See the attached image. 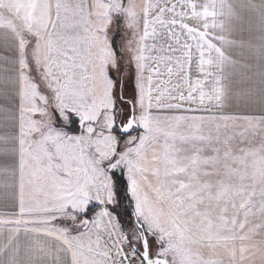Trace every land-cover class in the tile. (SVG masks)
Returning a JSON list of instances; mask_svg holds the SVG:
<instances>
[{
  "label": "snow or ice",
  "instance_id": "6c2138e0",
  "mask_svg": "<svg viewBox=\"0 0 264 264\" xmlns=\"http://www.w3.org/2000/svg\"><path fill=\"white\" fill-rule=\"evenodd\" d=\"M0 264H264V0H0Z\"/></svg>",
  "mask_w": 264,
  "mask_h": 264
},
{
  "label": "rangeland",
  "instance_id": "374dc122",
  "mask_svg": "<svg viewBox=\"0 0 264 264\" xmlns=\"http://www.w3.org/2000/svg\"><path fill=\"white\" fill-rule=\"evenodd\" d=\"M253 19H255V17H253ZM250 35H254V34H250ZM246 38H248V37H246Z\"/></svg>",
  "mask_w": 264,
  "mask_h": 264
}]
</instances>
